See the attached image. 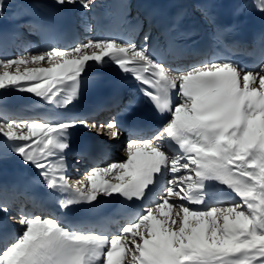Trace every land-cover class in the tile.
Segmentation results:
<instances>
[{
  "label": "snow or ice",
  "instance_id": "1",
  "mask_svg": "<svg viewBox=\"0 0 264 264\" xmlns=\"http://www.w3.org/2000/svg\"><path fill=\"white\" fill-rule=\"evenodd\" d=\"M80 3L90 10L93 0ZM257 7L264 12V0ZM4 10L0 0V17ZM89 62L130 73L168 117L152 137L130 140L124 161L91 168L76 181L67 174L71 130L98 127L119 139L115 119L0 120V134L49 190L63 194L64 209L114 196L149 202L119 234L77 230L53 216L12 217L21 232L0 247V264H264V64L248 71L213 61L181 71L130 41L89 40L0 59V90L67 106L78 98Z\"/></svg>",
  "mask_w": 264,
  "mask_h": 264
},
{
  "label": "bare ground",
  "instance_id": "2",
  "mask_svg": "<svg viewBox=\"0 0 264 264\" xmlns=\"http://www.w3.org/2000/svg\"><path fill=\"white\" fill-rule=\"evenodd\" d=\"M4 6H5L4 15L0 17V25L6 24L13 20L24 19L26 16L33 14L34 11L40 8L54 7L63 10H70L79 18L80 21L79 27L81 28V36L78 42L79 44L86 43L89 40H99L98 32L92 29V20L90 19V14L88 13V10H85L81 6L80 0H76V2L73 4L66 3L65 5L57 4L56 0H4ZM25 23H26L25 27L28 28L30 22L26 20ZM38 40L39 37L37 31H32L31 34L24 35L22 38L18 39V46L16 48L10 45H7L5 47L0 46V59L16 58V54H18L17 58H19L23 55H27L29 52L36 53V52L45 51L44 48L38 44ZM137 42H138V38L134 42V44L137 47L148 48L150 40L147 43H144L143 45H138ZM57 49H61V48H57ZM213 61L214 60L210 56H208L207 58H203L197 61L189 60L183 64L180 63L173 64L171 62H166L165 64L166 66L172 69H179L183 71L188 69L194 64L208 63ZM89 65L90 66L86 68L85 73L82 74L83 76H88L94 73L95 71L99 70L96 67V63L89 62ZM34 66L35 65H30L29 67H34ZM42 66L47 67L49 65L47 63H43ZM103 66L110 67L111 62L104 64ZM9 71H12V69ZM21 71H23V68H21ZM6 93L9 94L10 96L6 101L3 100L0 101V120H6V121L37 120L36 119L37 111L44 106L43 98L36 97L33 93L20 92L18 90H15L13 87L7 88ZM114 111L115 109L103 112L98 119L100 121H95V124L96 125L107 124L110 121L109 120L110 115ZM26 113H29V115H25ZM58 121H61L60 117L56 116L51 122H58ZM98 130L101 132L106 142L109 144V148L111 149V152L118 154V156L111 157L110 159H113L114 162L124 161L126 159V152L124 149L125 144H123L124 142L120 141V139H112L107 134H104L103 130H100L99 128ZM125 139L127 138L125 137ZM4 141H7L6 138L3 137V135H0V185H4L5 181L10 182L11 178H18L20 176L29 174L32 171L36 173L37 177L42 179L36 168H34L31 164H26L19 155H17L12 151L11 142L8 143L9 148L4 149L3 148V145H5V143L3 144ZM105 160L108 159L105 158L104 160L96 164V166L91 168L107 166L104 165ZM82 166L75 167L74 169H72L71 175L69 176L71 180L76 181L84 178L88 170L91 169L88 166H84V165ZM170 178L171 177H169V179ZM106 179H111V178L106 177ZM17 194L18 193L15 189H13L8 194H4V193L0 194V205L6 206L8 208V212L6 214L0 213V236L4 237L7 235L6 233L7 227L11 223L16 224L18 230L17 234L21 232L20 225L16 223V221L12 219V217H16L18 219L21 216L20 215L21 210L18 208L22 205V203L18 202V200H13L14 206H16L17 211L13 209H9L8 206L12 201V199H14ZM23 214H29V215L35 214V215L46 216L45 213L37 211V209L32 210L31 205L29 203L27 204L26 208L23 209ZM119 230L120 229H118L115 233H111V234H119Z\"/></svg>",
  "mask_w": 264,
  "mask_h": 264
},
{
  "label": "rangeland",
  "instance_id": "3",
  "mask_svg": "<svg viewBox=\"0 0 264 264\" xmlns=\"http://www.w3.org/2000/svg\"><path fill=\"white\" fill-rule=\"evenodd\" d=\"M79 44V43H78ZM77 45V44H76ZM75 45V46H76ZM74 47V46H73ZM17 56H18V54H16V58H17ZM21 68H23V66L21 67ZM11 70V69H10ZM3 71V69L2 68H0V72H2ZM12 71H14V68L12 69ZM9 94H7L6 93V90H0V101L1 100H3V101H6L8 98H9ZM8 101H10V100H8ZM22 120V119H21ZM11 121V120H10ZM0 135H2V134H0ZM123 144H125V148H126V145H127V143L129 142V140L128 139H124L123 140ZM5 143V145H3V148L4 149H8L9 148V146H8V141H4L3 142V144ZM5 146V147H4ZM124 148V149H125ZM114 162V160H108V161H106L105 162V164L104 165H109V164H111V163H113ZM26 207H24V209H25Z\"/></svg>",
  "mask_w": 264,
  "mask_h": 264
}]
</instances>
